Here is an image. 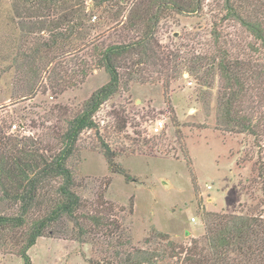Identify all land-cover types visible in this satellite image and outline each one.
<instances>
[{"label": "trees", "instance_id": "obj_1", "mask_svg": "<svg viewBox=\"0 0 264 264\" xmlns=\"http://www.w3.org/2000/svg\"><path fill=\"white\" fill-rule=\"evenodd\" d=\"M5 4L9 12L0 26V39L10 40L0 42V74L14 75L8 99L33 98L46 71L52 77L51 89L58 92L60 85L83 83L94 70L108 75L66 119L55 138L57 151L41 139L25 141L7 133L6 120L0 124V203L14 208L12 214L0 213V233L27 225L17 250L22 264H31L27 250L36 239L59 232L53 226L62 222L72 224L70 231L79 242L90 243L88 236L101 232L97 237L102 236L107 246L98 251L100 260H89L92 264H167L163 262L172 258L174 264H264V213L258 209L240 213L202 209L204 233L189 246L182 248L153 228L143 241L147 246L135 247L116 220L100 214L98 206L88 205L74 190L67 165L79 134L95 126L92 117L103 102L119 90L128 91L131 82H157V72H168L176 61L175 54L161 50L156 37L160 21L199 15L208 0H0V14ZM215 9L219 23L209 31L212 51L179 65L188 74L202 71V93L203 86L211 88L218 77L216 125L256 140L261 119L254 118V108L264 105V0H220ZM227 20L253 38L247 57L236 56L232 45L222 40L219 27ZM105 32L117 40L106 42ZM65 44L73 54L84 53L83 58H74L69 73L63 72L60 60L63 51H70L63 50ZM164 78L167 89L170 81ZM204 98L208 112L210 104ZM103 154L114 165V153L105 147ZM261 191L264 196V184Z\"/></svg>", "mask_w": 264, "mask_h": 264}, {"label": "rangeland", "instance_id": "obj_2", "mask_svg": "<svg viewBox=\"0 0 264 264\" xmlns=\"http://www.w3.org/2000/svg\"><path fill=\"white\" fill-rule=\"evenodd\" d=\"M214 2L208 0L209 6L199 15H175L160 21L157 40L161 50L175 54L176 61L168 72H157V82H131L128 91L119 90L103 102L93 114L95 126L79 134L67 160L74 190L88 205L98 206L100 214L116 220L135 247L147 246L143 241L153 228L166 233L178 246H189L204 233L202 209L226 213L258 209L264 213V105L254 108V118L261 119L255 127L256 140L248 133L219 128L215 109L218 77L211 88L203 86L202 93V71L188 74L179 65L212 51L209 31L213 23H219L215 9L219 2ZM7 10L5 4L0 26ZM219 30L236 56L250 55L253 38L243 28L227 20ZM105 34L106 42L117 40L115 35L110 38V33ZM5 40L10 39L0 42ZM69 46L65 44L63 50L70 51H63L60 59L63 72L73 66L76 56H84L83 52L73 54ZM48 74L43 73L39 91L29 100L8 99L14 75L0 74V124L3 120L10 127L15 123L18 130L12 135L25 141L41 139L57 151L60 146L55 138L66 119L108 75L103 69L94 70L83 83L60 85L58 92L51 89ZM165 76L170 81L167 89L162 85ZM203 96L210 104L208 112ZM156 119L164 123L158 132L151 129ZM105 147L114 153L112 166L103 154ZM118 169L122 172L114 171ZM209 184L211 188H207ZM0 213L12 214L14 208L8 202L0 203ZM53 227L60 231L38 237L27 250L31 264H92L89 260H100L98 251L107 246L102 236L97 237L101 232L90 234L87 240L92 242L85 243L71 233V223ZM26 232L27 225L0 233V264L23 263L17 250Z\"/></svg>", "mask_w": 264, "mask_h": 264}, {"label": "built area", "instance_id": "obj_3", "mask_svg": "<svg viewBox=\"0 0 264 264\" xmlns=\"http://www.w3.org/2000/svg\"><path fill=\"white\" fill-rule=\"evenodd\" d=\"M163 120L162 119H156L154 122H153V124H152V126H151V129L154 131V132H158V131H160L161 129H162V127H163ZM16 130H18V127H17V124H12L11 125V127H10V132H14V131H16ZM207 188H211V184H209V185H207ZM192 219H194V218H192Z\"/></svg>", "mask_w": 264, "mask_h": 264}]
</instances>
